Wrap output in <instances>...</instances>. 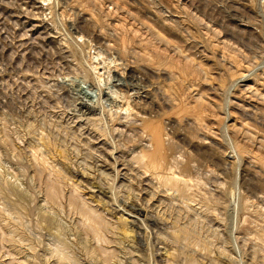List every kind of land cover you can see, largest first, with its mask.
Here are the masks:
<instances>
[{
    "label": "rangeland",
    "instance_id": "1",
    "mask_svg": "<svg viewBox=\"0 0 264 264\" xmlns=\"http://www.w3.org/2000/svg\"><path fill=\"white\" fill-rule=\"evenodd\" d=\"M144 52L170 65L151 74ZM171 67L187 72V117L193 94L215 106L202 107L201 130L185 129L215 136L230 157H204L171 130L195 166L185 191L136 165L135 135L112 131L126 101L163 113L157 90L180 85ZM255 161L264 0H0V264H264V183L244 171ZM90 207L101 238L85 223Z\"/></svg>",
    "mask_w": 264,
    "mask_h": 264
},
{
    "label": "bare ground",
    "instance_id": "2",
    "mask_svg": "<svg viewBox=\"0 0 264 264\" xmlns=\"http://www.w3.org/2000/svg\"><path fill=\"white\" fill-rule=\"evenodd\" d=\"M153 38H155V37H153ZM125 42H124V44H126ZM126 47H128V45ZM121 50H122V48H121ZM118 51H120V50H118ZM123 51L124 50H122V53H123ZM127 51H129V52H127V54L130 53L129 49ZM133 51H135V50H133ZM140 51H142V50H140ZM140 51H138L136 53H139ZM179 51H177V52H179ZM181 52H182V50H181ZM136 53H134V55ZM123 54H125V53H123ZM132 55H133V53H132ZM138 55L140 56L138 58H140L142 60H145L148 63V64L146 63L148 65V66L147 65L146 66L149 67L148 69H149L151 74L152 73L154 74V73L161 72L160 68L162 66H166L167 63H168L167 60L161 59L160 55L159 56L158 55H150V56H148V55H146L145 52L142 55L141 54H138ZM124 56H126V55H124ZM144 56H145V59H144ZM134 57H136V55ZM138 58H134V59L138 60ZM142 60H141V62H142ZM138 61H137V63H138ZM188 63H190V62L188 61ZM192 64H193V62L191 63V65ZM169 65L170 64H168L167 67ZM141 66H143V65H141ZM98 67L99 66H96V76L97 77L101 75V73L99 72V68ZM174 69H175V67H173V68L171 67L170 70H166V69L164 70L163 69V73L169 80L176 81V82L179 81L180 85L177 86V88L175 87V85L174 86H172V85H167L166 86L165 85V87H159V89L157 88L158 89L157 90V96H158L159 100L162 102V104L165 106V109H164V111H163V113L161 115H152V114H147L144 110H135L133 105L129 101H126V104L124 105L123 109L126 110L127 114L126 113H122V111H120V112H118V115H116L117 117L115 116L114 119L112 118L113 120L112 119L111 120L114 122V125L112 124L113 127H114V128H112L113 129L112 131H113V135H114L115 138H123L124 136L129 137V136H131V134H133V135H135L137 137V138H135V139H137V142L135 143V145L133 147H131L132 146L131 145L130 146L131 148L129 147L130 150L127 149V150H129V153H133V154H134V152L137 149H139L138 153H135V155L133 156L137 160V163L135 162L136 165L138 164L139 167L145 168L148 172H150L148 174H152V175L156 176L158 179L163 180V182L168 183L169 185H171L173 187H176L179 190L185 191V190H188L189 188L191 189V185H193V177H191L189 175L190 174L189 172L194 171L195 170V166L193 164V159H192L191 154H189L185 150L184 151L178 150V148H179L178 145L172 139L171 130L172 131L178 130V132L177 131L176 132H177V136L179 137V140H182L183 142H185L188 145V147L192 148L193 151L197 152L198 154H204V157L205 156H209L212 160H217L219 162V161H222V159H225V161H226V159L229 157V155H228V153L225 150L220 149V147L218 146V141L216 140V138H214L215 136L212 137L210 134H208L205 131H204V133H202L203 132L202 131L201 135H198V133L200 131L197 132V133H192V132L187 131L185 129V125H189V126L193 127L194 130H197V131L201 130L202 125L204 126V124H203L204 121H203V118H202V115H201L203 113L202 112V110H203L202 107L206 108L208 106V108H209L208 110L212 111V109H214L215 106H214V104H212V101H211V103L209 101H206L207 99L205 100V96L204 95L198 94V93L195 94V95L193 94V98H194L193 102H195L197 109L195 110L194 109L195 106H194V108H193L194 112H192L193 113V115H192L193 118L187 117V115L189 116V114L186 115L185 113L190 108L186 109L187 106L185 105L186 103H184V100H183V96H184L183 94H185V92L187 94H189L188 92H190V88H189V86H187L188 84L186 83V80H187L186 79L187 78L186 77V73L187 72L186 73L183 72L182 69L181 70L177 69L179 71H176ZM107 70H108V68H107ZM196 70H198V68H196ZM110 75L111 74H109V76ZM203 75H205V74H203ZM205 76L207 77V75H205ZM121 90H123V89H121ZM244 90H246L245 87H244ZM247 90L249 91V89H247ZM255 93H257V92H255ZM113 94H114V92H113ZM253 95H254V93H252V96ZM113 96H115L118 100L122 99V101L125 98H128L126 96V94H123L122 92H116L115 95H113ZM193 98L191 97V99H193ZM246 99H248V98H246ZM243 101H244V99H243ZM232 103H233V101H232ZM235 104H236V102H235ZM240 104L238 102V105H240ZM98 106H100V104ZM98 106L97 107L95 106L96 107L95 109H97ZM240 107H242V106L240 105ZM91 108L89 107L90 111H93L94 108L93 109H91ZM167 108H169V109H167ZM244 108L246 109V107H244ZM99 109L100 110L102 109L101 106H100ZM205 110H207V109H205ZM87 112H89V111H87ZM189 113H191V112H189ZM95 114H97V111L95 112ZM99 114H101V113L99 112ZM122 114H126V116H123ZM90 115H91V113H90ZM203 115H204V113H203ZM87 117L88 118H92L94 116H92V117L87 116ZM97 117L99 118V116H97ZM110 117H112V116H110ZM95 118H96V115H95ZM99 122H100V120H99ZM234 124L235 123H233V125ZM236 127H238V126H236ZM125 146H127V145H125ZM239 146L237 148H239ZM241 147L242 146H240V148ZM115 148H117V147H115ZM124 148H126V147H124ZM237 148H236V150H237ZM118 149H119V147H118ZM177 153H181V154H179L180 156L179 155L177 156ZM181 155L183 157H181ZM110 156L113 158L112 164L114 165V167H115V169L117 171V174L119 172H122L123 169H121V168L119 169V166H117V164L119 163V160L117 159V157L114 156V155L113 156L110 155ZM259 163H261V161H259ZM259 163L257 161H255L254 164L249 163L251 166L250 165L249 166H245L244 171L249 172L251 174V176L257 180V182H258V179H259V180H261V182L264 183V161H262V163H263L262 167H261V165L258 166ZM107 164H108V162L106 163V165ZM101 166H105V164H102ZM176 168L178 170H176ZM260 171H262V172L260 173ZM162 173H164L165 175L164 174L162 175ZM98 176H99V174H98ZM7 182H9V181H7ZM13 183L14 182H12L11 186L13 187L14 195L17 196V199L15 198V200H14V204L17 203V204L21 205L23 207V209H28L27 208L28 206H26L25 203H23V201L21 200V197H20L21 194H23L24 191L20 189L21 186L18 188L16 185H14L15 183L14 184ZM0 184H2V183H0ZM5 184L7 185V183H5ZM9 186H10V184H9ZM57 187H58V185H57ZM7 188L8 187H6V189ZM55 189H57V188H55ZM55 189L52 190V191H49V192H51L50 194H51V199H53V201H52L53 203H54V201H56L55 199H56V197L58 195L57 194L58 189L57 190H55ZM0 191H3V190H0ZM18 196L20 197V199H18ZM27 196H28V194H27ZM84 203L80 204V207L85 208L87 205L86 206L83 205ZM87 208H89V207H87ZM22 211H24V210H22ZM86 212H87V215L85 217L86 220L85 219L84 220L87 221L85 223H88L89 225L87 224V226L90 227V228L89 227H87V228H89L90 230L91 229L93 230L94 235L97 236L96 238L100 237L99 231H98V226L100 227L101 225L96 223V220H97L96 218H98V216L96 217V215H97L96 211H94L90 207V209H87ZM97 222H99V221H97ZM96 225H98V226H96ZM85 226H86V224H85Z\"/></svg>",
    "mask_w": 264,
    "mask_h": 264
}]
</instances>
